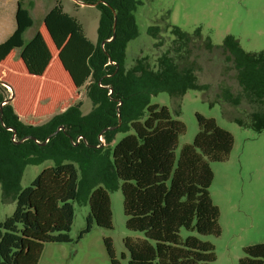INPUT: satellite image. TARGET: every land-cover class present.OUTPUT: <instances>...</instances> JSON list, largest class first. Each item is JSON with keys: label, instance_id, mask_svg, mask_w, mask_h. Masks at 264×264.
Instances as JSON below:
<instances>
[{"label": "trees", "instance_id": "obj_1", "mask_svg": "<svg viewBox=\"0 0 264 264\" xmlns=\"http://www.w3.org/2000/svg\"><path fill=\"white\" fill-rule=\"evenodd\" d=\"M80 1L96 4L101 12L96 44L79 20L64 11L61 0L29 42L24 32L33 18L19 0L17 28L0 43V105L11 96L2 81L14 91L0 117V184L4 197L16 201L13 213L0 220V264H39L46 243L72 241V201L78 198L90 206L78 238L93 223L111 228V198L98 184L118 187L117 180L122 181L127 228L146 237L126 239L130 264H214L215 247L201 238L221 234L220 209L209 191L214 179L210 161H226L234 137L214 118L196 113L199 131L177 156L185 125L167 106L151 103L161 92L179 98L189 88L202 87L194 63L186 61L194 35L174 26L176 49L162 53L156 66L142 57L127 67V46L139 35L135 10L140 2ZM220 47L238 68L245 90L263 98L264 52H245L233 36ZM85 84L93 104L88 114L82 113L79 100ZM57 110L62 112L54 114ZM51 114L45 123L33 120ZM254 116L252 126L264 129V111ZM129 130L112 150L98 146L99 134L110 144L117 132ZM79 135L85 140L76 143ZM97 157L102 166L92 171L95 176L84 174L80 180L79 167L83 171ZM47 160L54 165L22 188L25 168ZM104 242L112 264H119L112 240ZM244 252L239 264H264V242Z\"/></svg>", "mask_w": 264, "mask_h": 264}, {"label": "rangeland", "instance_id": "obj_2", "mask_svg": "<svg viewBox=\"0 0 264 264\" xmlns=\"http://www.w3.org/2000/svg\"><path fill=\"white\" fill-rule=\"evenodd\" d=\"M28 1L24 0V3ZM33 1L36 4L32 10L37 25L43 12L55 0ZM138 1L135 17L139 35L127 46V67L142 57L156 66L162 53L176 49L178 44L172 30L174 26L194 35L186 61L194 63L197 82L202 87L189 88L179 98L168 92L151 97V103L167 106L172 117L185 125V131L179 136L177 156L184 145L193 143L199 131L196 113L214 118L234 137L229 158L223 162L210 161L214 179L209 191L213 203L220 209L221 234L201 238L214 245V264H239V260L245 256V247L264 242V129L258 130L252 126L254 114L264 111V97L245 90L238 80V68L226 58L220 45L228 36H233L245 52H264V0ZM64 3L66 9L71 10L70 2L64 0ZM76 15L84 24L87 35L94 40L101 16L99 9L87 8ZM36 25L26 32L25 40L34 34ZM173 54L178 55L176 52ZM82 91L85 104L81 110L83 114H88L93 104L85 89ZM60 112L62 110L57 113ZM51 117L33 120L45 123ZM237 119L244 125L239 124ZM129 133L132 131L117 132L110 144L101 133L104 142L100 143L99 134L98 146L112 150ZM98 159L88 162L83 171L79 167L80 180L84 174H87L86 178L95 176L92 171L102 166ZM53 165L52 160L28 165L21 178V187L30 186L40 172ZM121 183L117 180L118 187L104 182L98 184L108 191L111 198V228L93 223L91 230L81 239L78 238L87 225L90 206L79 198L73 200L75 216L70 231L72 241L46 243L39 264H112L104 242L107 237L112 240L119 264H130L126 239L139 242L146 237L143 232L130 230L126 226ZM15 208L16 201L4 197L0 184V220L11 215Z\"/></svg>", "mask_w": 264, "mask_h": 264}, {"label": "crops", "instance_id": "obj_3", "mask_svg": "<svg viewBox=\"0 0 264 264\" xmlns=\"http://www.w3.org/2000/svg\"><path fill=\"white\" fill-rule=\"evenodd\" d=\"M18 1L19 0H0V43L6 41L15 32V30L17 28L16 13H17V8H18ZM61 1H62V4H63V7H64V11L69 13L70 15L76 17L79 20V22L83 26L84 33L87 36V38L92 43L96 44L97 41H98V31H96L97 34H95L96 38L94 40L91 39L86 33L84 24L81 22L79 17L76 15L81 10H85L87 8H96L95 5L86 4V3L81 2L80 0H68L70 2V5H71V10L68 11L66 9V5L64 3V0H61ZM55 4H56V0H55L54 4L48 10H45L43 12V14L41 15V18L39 20V23L36 25V22H35V19H34V16H33V10H32V9H34L36 7L35 2L33 0H29L27 4L24 3V6L29 9L30 14H31V16L33 18V25L31 27H29L24 32V37H25L26 32L36 25L34 34H32V36L30 37L29 40H25L24 39L25 42H29L35 36V34L37 33L39 27L41 26V24H42V22H43V20L45 18V16L55 6ZM20 53H21V49L18 48L16 50L17 57H19ZM87 85L88 84H85L84 86L80 87V89H79V91H80L79 100H81V101L83 100V97H82L83 91H82V89H85V91H86ZM9 90H10V92L12 94V91H11L10 87H9ZM84 104H85V101L83 100L82 101V106ZM82 106H81V108H82ZM58 111L59 110H57L54 114H56ZM54 114L46 115V116H53ZM42 117H45V116H42Z\"/></svg>", "mask_w": 264, "mask_h": 264}, {"label": "water", "instance_id": "obj_4", "mask_svg": "<svg viewBox=\"0 0 264 264\" xmlns=\"http://www.w3.org/2000/svg\"><path fill=\"white\" fill-rule=\"evenodd\" d=\"M92 5H96V4H92ZM115 25H116V15H115V23H114V29H115ZM115 34V33H114ZM114 37V36H113ZM112 37V38H113ZM2 83L4 84V85H6V86H9L6 82H3L2 81ZM10 87V89H11V91H12V94H11V96L8 98V99H6V100H4L2 103H1V105H0V117L2 118V112H3V105L5 104V103H7V102H10V101H12L13 100V98H14V91H13V89H12V87L11 86H9ZM113 128H115V127H112V129ZM59 129H62V127H59ZM58 129V130H59ZM12 130V129H11ZM58 130L56 131V132H58ZM46 141H48V139L46 140Z\"/></svg>", "mask_w": 264, "mask_h": 264}, {"label": "built area", "instance_id": "obj_5", "mask_svg": "<svg viewBox=\"0 0 264 264\" xmlns=\"http://www.w3.org/2000/svg\"><path fill=\"white\" fill-rule=\"evenodd\" d=\"M14 139H15V137H14ZM81 140H85V139H84V137L82 135H79V136L76 137L75 142L76 141L79 142ZM99 140H100V143L104 142V139H103V135L102 134L99 135Z\"/></svg>", "mask_w": 264, "mask_h": 264}]
</instances>
